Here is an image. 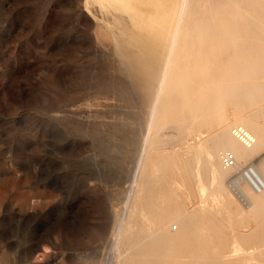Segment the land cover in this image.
Returning a JSON list of instances; mask_svg holds the SVG:
<instances>
[{"label":"bare ground","instance_id":"1","mask_svg":"<svg viewBox=\"0 0 264 264\" xmlns=\"http://www.w3.org/2000/svg\"><path fill=\"white\" fill-rule=\"evenodd\" d=\"M93 1L136 116L102 264H264V0Z\"/></svg>","mask_w":264,"mask_h":264},{"label":"rangeland","instance_id":"2","mask_svg":"<svg viewBox=\"0 0 264 264\" xmlns=\"http://www.w3.org/2000/svg\"><path fill=\"white\" fill-rule=\"evenodd\" d=\"M102 9L0 0V264H102L111 249L136 116L118 58L95 43Z\"/></svg>","mask_w":264,"mask_h":264},{"label":"built area","instance_id":"3","mask_svg":"<svg viewBox=\"0 0 264 264\" xmlns=\"http://www.w3.org/2000/svg\"><path fill=\"white\" fill-rule=\"evenodd\" d=\"M230 157H231V155H230ZM226 161H227V158H226ZM232 161V160H231Z\"/></svg>","mask_w":264,"mask_h":264}]
</instances>
